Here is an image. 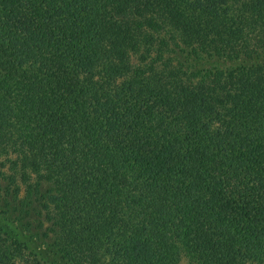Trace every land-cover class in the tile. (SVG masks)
I'll use <instances>...</instances> for the list:
<instances>
[{
  "label": "trees",
  "instance_id": "obj_1",
  "mask_svg": "<svg viewBox=\"0 0 264 264\" xmlns=\"http://www.w3.org/2000/svg\"><path fill=\"white\" fill-rule=\"evenodd\" d=\"M0 264H264V0H0Z\"/></svg>",
  "mask_w": 264,
  "mask_h": 264
}]
</instances>
